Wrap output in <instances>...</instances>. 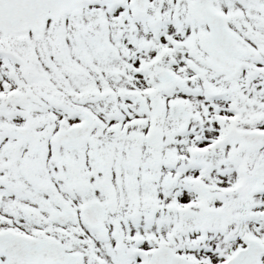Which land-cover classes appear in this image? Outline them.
Returning a JSON list of instances; mask_svg holds the SVG:
<instances>
[{"label":"snow or ice","instance_id":"6c2138e0","mask_svg":"<svg viewBox=\"0 0 264 264\" xmlns=\"http://www.w3.org/2000/svg\"><path fill=\"white\" fill-rule=\"evenodd\" d=\"M0 264H264V0H0Z\"/></svg>","mask_w":264,"mask_h":264}]
</instances>
